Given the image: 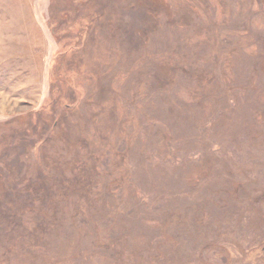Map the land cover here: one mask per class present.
I'll return each instance as SVG.
<instances>
[{
	"label": "rangeland",
	"instance_id": "rangeland-1",
	"mask_svg": "<svg viewBox=\"0 0 264 264\" xmlns=\"http://www.w3.org/2000/svg\"><path fill=\"white\" fill-rule=\"evenodd\" d=\"M0 264H264V0H0Z\"/></svg>",
	"mask_w": 264,
	"mask_h": 264
}]
</instances>
